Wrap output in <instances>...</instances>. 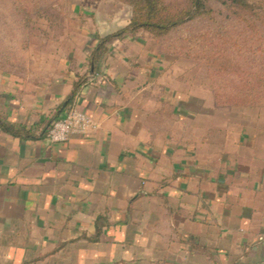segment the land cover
Wrapping results in <instances>:
<instances>
[{
    "label": "crops",
    "instance_id": "obj_1",
    "mask_svg": "<svg viewBox=\"0 0 264 264\" xmlns=\"http://www.w3.org/2000/svg\"><path fill=\"white\" fill-rule=\"evenodd\" d=\"M91 23L62 70L0 72V264H264V121L169 81L143 32L111 39L94 70L130 18ZM71 109L99 129L51 143Z\"/></svg>",
    "mask_w": 264,
    "mask_h": 264
},
{
    "label": "rangeland",
    "instance_id": "obj_2",
    "mask_svg": "<svg viewBox=\"0 0 264 264\" xmlns=\"http://www.w3.org/2000/svg\"><path fill=\"white\" fill-rule=\"evenodd\" d=\"M168 1L176 6L187 3ZM252 1L264 6V0ZM211 6V17L189 22L157 41L169 58V81L183 83L185 91L201 98L212 97V82L224 90L241 86L237 76L212 80L210 64L220 57L242 70L243 85L251 84L248 73L264 77V28L259 22L248 27L219 1ZM98 10L106 18L113 13L122 22L131 19V7L121 0H0V72L35 79L45 70H62L64 60L85 44ZM223 110L241 124L264 121V106Z\"/></svg>",
    "mask_w": 264,
    "mask_h": 264
},
{
    "label": "trees",
    "instance_id": "obj_3",
    "mask_svg": "<svg viewBox=\"0 0 264 264\" xmlns=\"http://www.w3.org/2000/svg\"><path fill=\"white\" fill-rule=\"evenodd\" d=\"M131 7V19L126 28L118 30L104 38H100L97 48L91 55V66L97 69L108 53L107 44L113 38H124L127 33L136 35L139 32L149 35L154 40L169 37L173 32L185 24L194 20L211 17L214 10L212 2L219 1L227 10L236 13L238 19L247 22L248 27L259 22L264 28V6L252 0H187L183 6L172 5L168 0H121ZM251 27V26H250ZM221 61L217 64L211 62L209 68L210 77H233L237 76L241 83L239 88L224 90L217 87L212 82L213 96L217 108H238V107H261L264 106V77L251 76V84L243 85L241 80L242 70L232 66L229 59L220 57ZM254 77V79H253ZM255 81V82H254ZM254 83V84H252ZM82 81L76 84L69 100H72L76 91L81 87ZM3 128L11 133H15L9 128Z\"/></svg>",
    "mask_w": 264,
    "mask_h": 264
},
{
    "label": "built area",
    "instance_id": "obj_4",
    "mask_svg": "<svg viewBox=\"0 0 264 264\" xmlns=\"http://www.w3.org/2000/svg\"><path fill=\"white\" fill-rule=\"evenodd\" d=\"M99 129V123L84 112L71 109L55 119L45 131L51 143H66L72 136L87 135Z\"/></svg>",
    "mask_w": 264,
    "mask_h": 264
}]
</instances>
